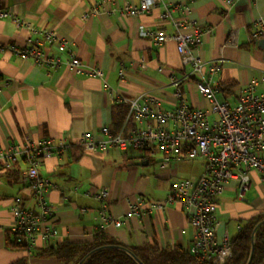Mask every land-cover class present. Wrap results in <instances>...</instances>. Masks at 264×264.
<instances>
[{"label":"crops","instance_id":"0c3cea01","mask_svg":"<svg viewBox=\"0 0 264 264\" xmlns=\"http://www.w3.org/2000/svg\"><path fill=\"white\" fill-rule=\"evenodd\" d=\"M123 1L139 0H117L118 4ZM162 1L175 6V15H180L179 7L186 4L190 9L188 16L206 29L196 54L206 65L212 59L223 58L219 72L212 77L218 87L227 90L223 93L217 87L220 99L236 103L252 78L264 76V45L246 41L249 26L264 14V0ZM102 2L109 4L105 0H0V7L9 9L13 17L22 18L39 30L50 29L66 40L82 64L79 72L65 66L48 69L20 59L7 49L0 50V148L22 143L27 137L33 141L66 143L63 151L42 158L39 166L40 174L52 184L46 199L55 206L51 224L57 230V238L45 243L38 238L36 249L30 253L9 246L6 241L12 199L28 198V189L19 179L25 165L19 162L7 172H0V264L18 260H24L25 264H63L35 252L62 239L91 241L99 223L100 204L95 197L99 189L107 190V212L118 218L126 211L128 199L163 201L173 181L196 177L203 169L200 158L177 159L160 167L158 157L145 158L134 148L88 150L79 144L85 131L97 136L102 126L114 127L116 103L107 94L105 85L129 98L146 92L167 108L174 101L169 74L181 76L184 71L173 42L154 45L140 35V26L173 29L161 18L160 3L135 16L90 12L92 6ZM233 31H237L235 44L229 42ZM29 36L42 38L41 33L15 26L12 17L0 19V46L22 45ZM49 52L56 50L52 47ZM120 66H124L123 82L117 75ZM90 67L100 68L103 77L91 75ZM182 86L189 105L207 107L195 89L193 78L185 80ZM250 175L249 189L256 187L264 198V183L256 173L250 171ZM230 192L236 193L235 180L225 185L217 200L219 234L224 229L228 231L219 214L229 213V218L237 221L236 233L239 219L264 209L260 200L247 205L240 202L246 200V194L242 200L233 202L226 197L231 196ZM102 232L125 245L155 242L159 248L190 250L195 228L181 204L172 202L141 219H128L119 227L106 225Z\"/></svg>","mask_w":264,"mask_h":264},{"label":"built area","instance_id":"2783aa9c","mask_svg":"<svg viewBox=\"0 0 264 264\" xmlns=\"http://www.w3.org/2000/svg\"><path fill=\"white\" fill-rule=\"evenodd\" d=\"M105 1L109 4H95L90 12L135 16L160 3L163 8L161 18L173 29L166 31L140 26V35L154 45L173 42L184 71L181 76L169 74L174 101L167 108L146 92L129 98L105 85L114 103L127 106L123 124L117 131L102 126L97 136L85 131L79 137V144L88 150L141 149L145 151V158L158 157L160 167L177 159L200 158L204 164L198 176L173 181L163 201L142 197L128 199L126 211L118 218L107 212V190L99 189L95 194L100 204L99 223L95 229L102 230L109 224L119 227L128 219H141L152 210L179 202L195 228L190 253L200 264H224L231 255L230 235L226 229L218 233L217 200L225 185L232 180L236 182L237 197L243 199L252 183V169L264 183V76L252 78L243 87L236 103L220 99L218 85L212 77L219 72L223 58L212 59L206 65L196 54L206 29L188 16L189 6H180L181 14L175 15V6L162 0L123 1L122 4L117 0ZM11 17L15 26L41 33L42 38L29 36L22 45L0 46V50L7 49L38 67L57 69L65 66L77 72L82 70L79 58L66 40L50 29L39 30L30 22L13 17L9 9L0 7V19ZM236 34L237 31L230 33L229 42L236 43ZM260 39H264V14L249 26L246 33L247 42L255 43ZM52 47L56 53L49 52ZM88 72L103 77L100 68L90 67ZM117 75L120 82L125 81L124 66L119 67ZM192 78L207 107L187 103L182 84ZM65 146L64 140L53 143L49 139L33 141L27 137L22 143L0 148V172H7L19 162L25 165L19 179L28 189V198L16 196L12 199L7 232L14 238V244H19L28 253L36 249L38 238L44 243L57 238V230L51 224L55 206L46 199L47 189L52 184L40 174L39 166L42 158L60 153Z\"/></svg>","mask_w":264,"mask_h":264},{"label":"trees","instance_id":"16d2710c","mask_svg":"<svg viewBox=\"0 0 264 264\" xmlns=\"http://www.w3.org/2000/svg\"><path fill=\"white\" fill-rule=\"evenodd\" d=\"M220 91L227 92L221 86ZM127 111L125 104H115L114 127L117 131L123 124ZM141 155H146L139 149ZM264 209L255 215L239 219L237 232L230 237L231 255L224 264H247L252 249L249 264H263L264 261ZM9 246L14 244V238L7 233ZM35 253L41 257H54L63 264H200L189 250L181 247L173 249L159 248L155 242L145 245H125L109 238L102 230H95L89 242H70L62 239L55 244L40 248ZM12 264H25L24 260Z\"/></svg>","mask_w":264,"mask_h":264},{"label":"rangeland","instance_id":"374dc122","mask_svg":"<svg viewBox=\"0 0 264 264\" xmlns=\"http://www.w3.org/2000/svg\"><path fill=\"white\" fill-rule=\"evenodd\" d=\"M251 172L256 173L257 176L259 177L258 173L252 169ZM231 196H226L227 198H231L233 200V202H238L240 200H238L239 198L237 197L236 193L230 192ZM246 200L245 201H240L243 202L244 204H252V202L254 200H260V202H264V198H261L259 191L257 190L256 187H251L247 192H246V196H245ZM219 217L221 219H224L225 224L227 225V229L229 231V235H233L235 233L236 230V225H237V221L233 218H229V213H221V215L219 214Z\"/></svg>","mask_w":264,"mask_h":264},{"label":"water","instance_id":"95a60500","mask_svg":"<svg viewBox=\"0 0 264 264\" xmlns=\"http://www.w3.org/2000/svg\"><path fill=\"white\" fill-rule=\"evenodd\" d=\"M258 43L264 45V39H260V40L258 41ZM260 223H261V224L264 223V220H263L262 222H260ZM251 257H252V249H251L250 256H249V259H248L247 264H249V262H250V260H251ZM79 264H80V263H79Z\"/></svg>","mask_w":264,"mask_h":264}]
</instances>
